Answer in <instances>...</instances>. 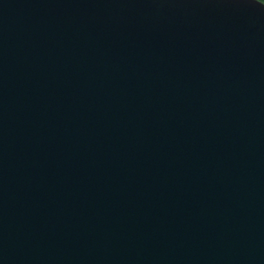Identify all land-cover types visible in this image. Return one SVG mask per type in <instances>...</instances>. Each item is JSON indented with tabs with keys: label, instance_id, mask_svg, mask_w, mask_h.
<instances>
[{
	"label": "water",
	"instance_id": "obj_1",
	"mask_svg": "<svg viewBox=\"0 0 264 264\" xmlns=\"http://www.w3.org/2000/svg\"><path fill=\"white\" fill-rule=\"evenodd\" d=\"M0 264H264V2L0 0Z\"/></svg>",
	"mask_w": 264,
	"mask_h": 264
},
{
	"label": "flooded vegetation",
	"instance_id": "obj_2",
	"mask_svg": "<svg viewBox=\"0 0 264 264\" xmlns=\"http://www.w3.org/2000/svg\"><path fill=\"white\" fill-rule=\"evenodd\" d=\"M260 1L264 2V0H260Z\"/></svg>",
	"mask_w": 264,
	"mask_h": 264
}]
</instances>
